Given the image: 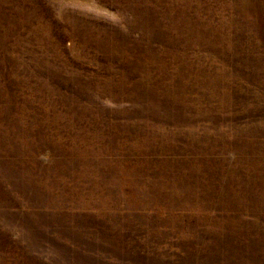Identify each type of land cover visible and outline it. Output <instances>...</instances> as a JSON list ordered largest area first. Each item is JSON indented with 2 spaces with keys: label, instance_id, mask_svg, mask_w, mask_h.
I'll list each match as a JSON object with an SVG mask.
<instances>
[{
  "label": "rangeland",
  "instance_id": "374dc122",
  "mask_svg": "<svg viewBox=\"0 0 264 264\" xmlns=\"http://www.w3.org/2000/svg\"><path fill=\"white\" fill-rule=\"evenodd\" d=\"M0 264H264V0H0Z\"/></svg>",
  "mask_w": 264,
  "mask_h": 264
}]
</instances>
